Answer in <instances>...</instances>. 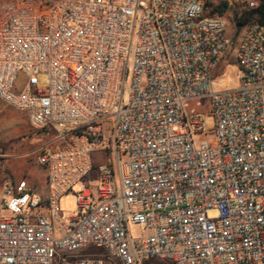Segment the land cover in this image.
Listing matches in <instances>:
<instances>
[{
    "label": "built area",
    "instance_id": "2783aa9c",
    "mask_svg": "<svg viewBox=\"0 0 264 264\" xmlns=\"http://www.w3.org/2000/svg\"><path fill=\"white\" fill-rule=\"evenodd\" d=\"M207 2L0 0V101L53 133L35 151L46 191L0 186V264H264V23L213 91L231 38ZM201 98L212 130L185 107Z\"/></svg>",
    "mask_w": 264,
    "mask_h": 264
},
{
    "label": "rangeland",
    "instance_id": "374dc122",
    "mask_svg": "<svg viewBox=\"0 0 264 264\" xmlns=\"http://www.w3.org/2000/svg\"><path fill=\"white\" fill-rule=\"evenodd\" d=\"M226 3L225 11L219 15L221 16L226 24L225 33L226 36L231 38V45L229 52L225 56L224 60L220 62L213 73L212 79V90L219 91L233 88L237 83V78L240 75V70L235 62V50L242 28L235 31V17L243 14L249 8L255 6L258 0H208L207 6L205 7V14L211 15V10L219 4ZM250 4H253L252 6ZM218 15V14H215ZM255 18L250 19L248 23H256ZM39 86H43V78L38 77ZM127 84L125 85V89ZM186 109L189 111V115L201 116L206 125V130H212L214 128V119L209 112V102L205 98H201L198 101L186 104ZM8 139L9 147L19 148L27 151H33L32 155L24 157L20 160V166L17 169L19 176H22L28 181L36 183L40 180L42 175L41 167L36 162L35 151L42 145L53 141V133L50 131H32L26 123L25 113L22 111L14 110L6 107L0 101V140ZM208 142H211V137L206 138ZM6 173L0 171V184L5 181ZM88 183L95 185L96 175L90 173L88 175ZM78 187H75L77 190ZM59 212L58 216L61 219L73 216L76 213V202L73 194H67L63 196L58 202ZM216 211L210 210L207 212L208 218H214ZM130 233L135 236L138 234L140 228L135 224H129ZM100 247H88L85 249L83 254L86 253H99L101 252ZM70 261L67 258H62L61 262ZM53 264H58V259L53 260ZM139 264H171L167 260L150 257L139 261Z\"/></svg>",
    "mask_w": 264,
    "mask_h": 264
},
{
    "label": "crops",
    "instance_id": "0c3cea01",
    "mask_svg": "<svg viewBox=\"0 0 264 264\" xmlns=\"http://www.w3.org/2000/svg\"><path fill=\"white\" fill-rule=\"evenodd\" d=\"M32 154H33L32 150L29 152L23 149V147H19V148L9 147L8 139L0 140V156L2 161V167L0 171H4L6 173L5 176L6 179L3 183L0 184V186L5 183L11 184L22 179L23 177L19 176L17 173V169L20 166V160ZM40 169L42 170V175L39 181H37L36 183H33L32 181H28V180L27 181L33 189L43 193L46 191L47 186L45 182L44 170L42 168Z\"/></svg>",
    "mask_w": 264,
    "mask_h": 264
},
{
    "label": "trees",
    "instance_id": "16d2710c",
    "mask_svg": "<svg viewBox=\"0 0 264 264\" xmlns=\"http://www.w3.org/2000/svg\"><path fill=\"white\" fill-rule=\"evenodd\" d=\"M226 9V3L219 4L211 10V15H221ZM255 18L257 23H264V0H258L254 7L235 17V31L240 30L250 19Z\"/></svg>",
    "mask_w": 264,
    "mask_h": 264
}]
</instances>
